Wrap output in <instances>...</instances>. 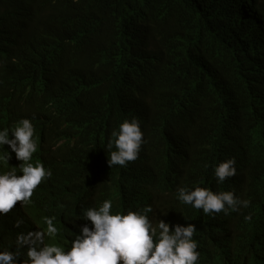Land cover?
Segmentation results:
<instances>
[{"label": "trees", "instance_id": "obj_1", "mask_svg": "<svg viewBox=\"0 0 264 264\" xmlns=\"http://www.w3.org/2000/svg\"><path fill=\"white\" fill-rule=\"evenodd\" d=\"M0 14L20 41L0 48L1 126L31 119L46 159L78 123L68 158L86 169L136 118L140 167L160 183L232 191L249 201L244 232L264 229V0H0ZM228 159L236 174L218 183ZM223 254L251 264L237 247Z\"/></svg>", "mask_w": 264, "mask_h": 264}, {"label": "clouds", "instance_id": "obj_2", "mask_svg": "<svg viewBox=\"0 0 264 264\" xmlns=\"http://www.w3.org/2000/svg\"><path fill=\"white\" fill-rule=\"evenodd\" d=\"M9 32L0 14V48L13 41L16 51ZM81 128L56 135L44 159L31 119L0 125V264H227L226 247L264 264V229H243L248 200L155 180L139 166L147 135L136 118L110 134L115 150L92 155L84 169L68 158ZM235 164L215 166L218 183L236 174Z\"/></svg>", "mask_w": 264, "mask_h": 264}]
</instances>
